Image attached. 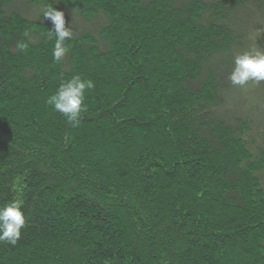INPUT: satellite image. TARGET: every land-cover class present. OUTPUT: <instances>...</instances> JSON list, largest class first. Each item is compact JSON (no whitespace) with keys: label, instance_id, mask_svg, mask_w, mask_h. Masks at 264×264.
I'll use <instances>...</instances> for the list:
<instances>
[{"label":"trees","instance_id":"16d2710c","mask_svg":"<svg viewBox=\"0 0 264 264\" xmlns=\"http://www.w3.org/2000/svg\"><path fill=\"white\" fill-rule=\"evenodd\" d=\"M257 47L264 0H0V204L26 216L0 264H264V82L229 80ZM77 74L73 125L47 101Z\"/></svg>","mask_w":264,"mask_h":264},{"label":"clouds","instance_id":"9594fccd","mask_svg":"<svg viewBox=\"0 0 264 264\" xmlns=\"http://www.w3.org/2000/svg\"><path fill=\"white\" fill-rule=\"evenodd\" d=\"M42 16L52 23V28L49 29V34L55 37L52 56L56 62H61L67 54L68 47L65 41L72 38V29L66 27L63 11L52 5L44 7ZM17 48L23 51L25 45L18 44ZM229 80L233 85L242 88L249 81L264 82V49L257 47L237 54L233 59ZM94 87V81L91 79H84L78 74L73 75L71 79L59 85L48 98L47 103L66 117L70 124H78L80 113L85 110V92ZM25 220L26 216L21 200L12 199L0 204V242L7 241L15 244L21 235Z\"/></svg>","mask_w":264,"mask_h":264}]
</instances>
